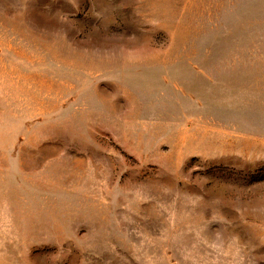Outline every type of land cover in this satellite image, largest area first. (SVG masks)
<instances>
[{
  "label": "rangeland",
  "instance_id": "374dc122",
  "mask_svg": "<svg viewBox=\"0 0 264 264\" xmlns=\"http://www.w3.org/2000/svg\"><path fill=\"white\" fill-rule=\"evenodd\" d=\"M0 264H264V0H0Z\"/></svg>",
  "mask_w": 264,
  "mask_h": 264
}]
</instances>
